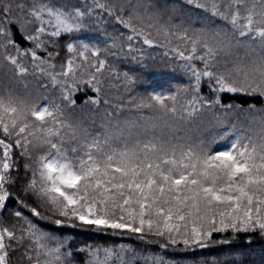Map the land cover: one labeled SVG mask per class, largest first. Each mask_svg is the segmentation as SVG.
<instances>
[{
    "label": "snow or ice",
    "instance_id": "snow-or-ice-1",
    "mask_svg": "<svg viewBox=\"0 0 264 264\" xmlns=\"http://www.w3.org/2000/svg\"><path fill=\"white\" fill-rule=\"evenodd\" d=\"M175 2L226 23L190 32L180 24L172 0H0V65L16 78L30 71L47 75L50 84L38 86L57 88L68 105L75 104L71 95L81 81L99 93V74L106 68L99 49L69 42L71 55L59 71L36 49L45 46V37L53 42L71 37L87 27L85 17L104 14L128 30L129 42L139 39L151 48L166 46L165 41L172 45L175 39L178 43L164 55L186 62L182 67L194 77L196 93L201 80H207L217 95H197L181 105V120L203 108L235 109L221 103V93L264 99V0ZM126 49L132 50L131 43ZM47 55L51 60L58 53ZM45 101L30 102L27 91L11 90L7 97L0 92V264H78L77 258L79 264H127L109 248H90L86 255L71 251V244L40 231L21 210L9 217L12 200L32 202L33 217L44 218L42 205L57 226L71 222L97 232L155 236L164 249L178 244L204 249L215 233L231 232L233 238L243 233L249 244L251 234L264 239V109L241 108L205 143L199 138L169 141L155 132L148 137L140 123L117 125L114 133H90L69 124L60 105ZM137 107H158L173 117L178 112L175 94L153 93ZM221 141L224 146L213 150L211 145ZM145 264L166 261L152 257Z\"/></svg>",
    "mask_w": 264,
    "mask_h": 264
},
{
    "label": "trees",
    "instance_id": "trees-1",
    "mask_svg": "<svg viewBox=\"0 0 264 264\" xmlns=\"http://www.w3.org/2000/svg\"><path fill=\"white\" fill-rule=\"evenodd\" d=\"M112 17L109 16L108 20ZM113 19V18H112ZM114 20V19H113ZM96 31V29H94ZM107 31L106 33H104ZM103 31L98 35L101 38L98 49L101 52V58L106 60L105 71L99 74L100 91L97 93L93 87L86 86L82 81L77 85V90L71 95V99L75 101L74 105H67V109L63 110L66 120L72 126L90 133L115 132L117 125L121 128H131L134 124L140 123L148 129L147 135L151 137L155 132L157 137H164L167 140L190 141L199 138L205 143H210L216 136L217 132L223 131L231 121H233L235 113L241 108L248 110L250 105H255L257 111L264 109V99L259 96L248 97L245 95H233L229 93L218 94L222 97L221 103L227 105L231 103L235 105V109L228 110V116L225 115V109L219 106L213 108H203L196 116L181 120V105H186L189 100L199 95L205 99H211L215 95L210 90L206 79L200 82L199 93L195 92V80L192 75L183 67L180 60L174 59V54L165 56L163 50L158 47H147L146 51L150 54L149 59L141 57L130 58V62L125 61L123 64L119 62V68L115 66L116 55H111V49L104 51V45H107L109 39L108 33L112 34V28L109 23H103ZM83 33L78 32L72 36L63 35L60 38L46 40L50 45L46 47L48 52L58 53L52 61L56 66L55 70L59 71L60 66L65 59L69 57L66 48L69 42H74ZM16 39L22 47H28L24 41L17 36ZM162 40L163 38L158 37ZM112 40V38H111ZM170 48L178 41L173 40ZM108 46V45H107ZM242 49V50H241ZM155 50L156 58H151V51ZM238 55H244V49L237 50ZM46 59V58H45ZM197 67H201L199 61H194ZM124 66H134L137 69H130L126 73ZM87 77H83L86 79ZM153 93L157 94H175L177 97V115L173 117L155 108H140L137 105L148 103ZM99 99L98 104L87 103L88 99ZM154 103V102H152ZM166 103H171L166 101ZM65 109V107H64ZM238 123L246 125L247 122L239 121ZM144 139V137H141ZM226 142L221 141L218 144H212V149L224 146ZM15 152V150H14ZM14 155V159H15ZM24 161L20 160L21 166ZM21 172L23 168L21 167ZM8 216L12 217L16 210H21L40 231L48 234H55L57 239L64 240L65 244H71V251L77 249L83 250L81 255H86L90 248H109L114 253L123 256L126 262H134V264H145V260L152 257L163 259L166 264H253L252 259L255 252L258 251L264 257V239L259 235H252V242L246 243V234L215 233L213 242L209 247L200 249L193 246L192 250L186 249L183 245L169 246L167 249L160 247V239L155 236H146L144 239L139 234L120 232L119 230H108L107 232H97L94 228L85 225L73 227L71 222L64 226H57L42 205L40 210L44 218L31 216V208L35 205L25 200L23 204L16 200L9 202ZM230 239V243H222L223 239ZM78 264H79V258Z\"/></svg>",
    "mask_w": 264,
    "mask_h": 264
},
{
    "label": "rangeland",
    "instance_id": "rangeland-1",
    "mask_svg": "<svg viewBox=\"0 0 264 264\" xmlns=\"http://www.w3.org/2000/svg\"><path fill=\"white\" fill-rule=\"evenodd\" d=\"M173 3V10L176 15L179 16L180 24L182 26H186L189 28L190 32L199 31L200 27L207 26L208 24L215 22L217 25H223L226 23L225 21L218 20L216 18H209L208 14L203 13L199 10H190L191 6H188L187 8H183L180 3L175 2V0H172ZM109 16H106L104 14L99 15L98 17H94L93 19H89L88 17H85V23L87 24V27L82 31V35L79 36L77 39H73L74 42H72L74 45H76L78 48L81 44L87 43L90 47L94 49H98V44L100 41V37L98 35L99 32L103 31V23H107L109 21L111 28H112V34L108 33L109 39L107 40V45H104V51L111 49L112 52L117 53V58L115 62V66L119 68V62L120 64H123L125 61L128 63L130 62V58H137L141 57L144 59H149L148 55L149 52L146 51L145 46L139 39L129 42L127 40L128 30L124 29L122 26L117 25L115 21L111 18V20H108ZM96 29V31L94 30ZM104 32V31H103ZM105 31L104 33H106ZM123 33V36L121 35ZM112 38V40H111ZM161 38H163L161 36ZM45 40L47 38L45 37ZM176 41L175 39H173ZM132 45V50L129 52L126 49V46L128 44ZM50 44L46 41V44L44 47L40 49H36V52L38 55L41 56V59L46 61V63L53 64L52 61H48V55H47V49ZM148 47V46H147ZM158 49V47H155ZM161 48V47H160ZM242 50V49H241ZM164 51H166L164 49ZM163 51V53H164ZM71 54L69 53V56ZM157 53L155 50L151 51V58H156ZM46 58V59H45ZM25 63H29L28 58H25ZM182 63H186L182 61ZM137 69L138 67L134 66H124L122 70H124L126 73L130 72V69ZM53 71H58L57 69H53ZM40 82H46L50 84L49 77L47 75H42L40 73H36L35 75L32 74L30 71L28 74H26L22 78H16L13 76L10 68L0 65V92H2L5 97H7L9 91L14 90L16 92H24L27 91L28 93V99L29 101H35L39 103H45V98H47V101L53 102L55 104H58L61 106L62 110L67 109L66 102H62L61 98V91L57 88L53 87H47V88H40L38 85ZM26 85V88L24 87ZM65 107V109H64ZM225 115L228 116L227 109H225ZM66 118V116H65ZM242 122H247L244 120H240ZM214 150V149H213ZM123 257V256H122ZM253 264H264V257L260 255L258 251L255 252V255L252 259ZM116 264H119L117 261ZM127 264H134V262H127Z\"/></svg>",
    "mask_w": 264,
    "mask_h": 264
},
{
    "label": "crops",
    "instance_id": "crops-1",
    "mask_svg": "<svg viewBox=\"0 0 264 264\" xmlns=\"http://www.w3.org/2000/svg\"><path fill=\"white\" fill-rule=\"evenodd\" d=\"M160 49L163 50V51H164V49H165L166 51L168 50L167 46H163V47H161ZM166 51H164V52H166Z\"/></svg>",
    "mask_w": 264,
    "mask_h": 264
}]
</instances>
